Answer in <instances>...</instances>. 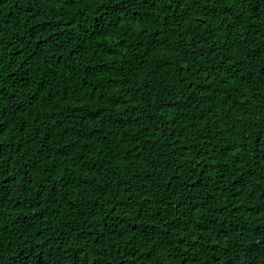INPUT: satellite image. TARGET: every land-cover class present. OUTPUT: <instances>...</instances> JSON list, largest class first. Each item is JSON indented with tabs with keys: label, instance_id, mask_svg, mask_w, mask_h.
Masks as SVG:
<instances>
[{
	"label": "trees",
	"instance_id": "obj_1",
	"mask_svg": "<svg viewBox=\"0 0 264 264\" xmlns=\"http://www.w3.org/2000/svg\"><path fill=\"white\" fill-rule=\"evenodd\" d=\"M0 264H264V0H0Z\"/></svg>",
	"mask_w": 264,
	"mask_h": 264
}]
</instances>
